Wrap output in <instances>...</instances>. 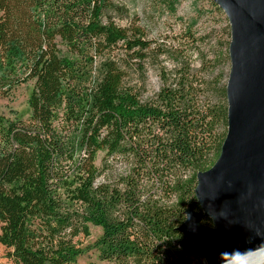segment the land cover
<instances>
[{"label": "trees", "instance_id": "obj_1", "mask_svg": "<svg viewBox=\"0 0 264 264\" xmlns=\"http://www.w3.org/2000/svg\"><path fill=\"white\" fill-rule=\"evenodd\" d=\"M117 11L111 0H0V98L32 82L29 116L0 114V264H80L91 249L109 264L202 262L179 227L188 207L213 226L195 189L226 138V88L211 106L175 62L144 98L131 73L180 54L117 26ZM89 225L101 233L83 246Z\"/></svg>", "mask_w": 264, "mask_h": 264}, {"label": "water", "instance_id": "obj_2", "mask_svg": "<svg viewBox=\"0 0 264 264\" xmlns=\"http://www.w3.org/2000/svg\"><path fill=\"white\" fill-rule=\"evenodd\" d=\"M213 1L231 27L227 134L217 161L198 174L195 189L213 226L200 225L188 207L191 220L179 231L207 264H220L222 251L247 255L264 248V0Z\"/></svg>", "mask_w": 264, "mask_h": 264}, {"label": "rangeland", "instance_id": "obj_3", "mask_svg": "<svg viewBox=\"0 0 264 264\" xmlns=\"http://www.w3.org/2000/svg\"><path fill=\"white\" fill-rule=\"evenodd\" d=\"M118 8L107 17L117 26H139L154 44L166 50H177L180 55L151 59L144 63L142 73L133 72L130 84L151 97L160 86V68L172 73L175 62L190 70L191 77L200 88L202 101L212 105L226 104L225 88L230 72L229 46L232 42L229 18L220 4L213 0H111ZM170 79L171 76H170ZM32 82H24L4 98H0V114L15 119L29 116L27 99ZM224 124L218 126L219 134L226 133ZM103 154L98 153L95 164L100 167ZM103 177L99 178V181ZM187 212L200 218L191 208ZM201 225V223L199 222ZM90 236L83 246H91L100 236V229L89 225ZM0 246V262H4ZM203 260V257L201 261ZM204 261V260H203ZM80 264H109L101 262L91 249L78 259ZM202 264V262H201Z\"/></svg>", "mask_w": 264, "mask_h": 264}, {"label": "clouds", "instance_id": "obj_4", "mask_svg": "<svg viewBox=\"0 0 264 264\" xmlns=\"http://www.w3.org/2000/svg\"><path fill=\"white\" fill-rule=\"evenodd\" d=\"M198 199V197L196 198ZM186 219L184 221L191 220V215L189 213H185ZM194 231L195 229L192 228ZM226 258L227 264H248V260L246 257V253L240 252L238 249H234L231 252L228 251H222L218 254V259L220 261V264H226ZM202 264H207V261H202Z\"/></svg>", "mask_w": 264, "mask_h": 264}, {"label": "bare ground", "instance_id": "obj_5", "mask_svg": "<svg viewBox=\"0 0 264 264\" xmlns=\"http://www.w3.org/2000/svg\"><path fill=\"white\" fill-rule=\"evenodd\" d=\"M246 257L248 264H264V248L247 254Z\"/></svg>", "mask_w": 264, "mask_h": 264}, {"label": "built area", "instance_id": "obj_6", "mask_svg": "<svg viewBox=\"0 0 264 264\" xmlns=\"http://www.w3.org/2000/svg\"><path fill=\"white\" fill-rule=\"evenodd\" d=\"M203 260H204V259H203ZM203 260H202V261H203Z\"/></svg>", "mask_w": 264, "mask_h": 264}]
</instances>
